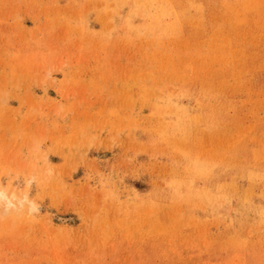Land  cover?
Instances as JSON below:
<instances>
[{
    "label": "rangeland",
    "instance_id": "obj_1",
    "mask_svg": "<svg viewBox=\"0 0 264 264\" xmlns=\"http://www.w3.org/2000/svg\"><path fill=\"white\" fill-rule=\"evenodd\" d=\"M0 195V264H264V0H0Z\"/></svg>",
    "mask_w": 264,
    "mask_h": 264
},
{
    "label": "bare ground",
    "instance_id": "obj_2",
    "mask_svg": "<svg viewBox=\"0 0 264 264\" xmlns=\"http://www.w3.org/2000/svg\"><path fill=\"white\" fill-rule=\"evenodd\" d=\"M2 195H3V199L6 198V196H7L6 193H4V194L2 193ZM0 196H1V195H0ZM7 197H8V196H7ZM2 203H3V202H2ZM9 203H11V202H9ZM9 203H6V204L9 205ZM10 205H11V204H10ZM12 205H13V204H12Z\"/></svg>",
    "mask_w": 264,
    "mask_h": 264
}]
</instances>
